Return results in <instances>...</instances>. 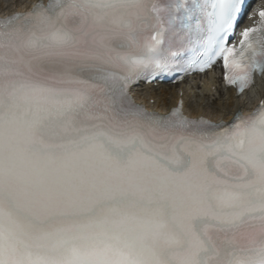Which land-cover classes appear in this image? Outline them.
Instances as JSON below:
<instances>
[{"label":"snow or ice","instance_id":"6c2138e0","mask_svg":"<svg viewBox=\"0 0 264 264\" xmlns=\"http://www.w3.org/2000/svg\"><path fill=\"white\" fill-rule=\"evenodd\" d=\"M246 0H49L0 21V264H264V100L230 124L130 88L264 74ZM172 38H166V33Z\"/></svg>","mask_w":264,"mask_h":264},{"label":"bare ground","instance_id":"6f19581e","mask_svg":"<svg viewBox=\"0 0 264 264\" xmlns=\"http://www.w3.org/2000/svg\"><path fill=\"white\" fill-rule=\"evenodd\" d=\"M28 0H0V12L6 9H11L15 6H21ZM264 8V0L256 2V9ZM213 76V73L208 75V78ZM203 83L200 86V81H190L180 85H161L157 88H140L136 91L142 100L147 102V97L154 99V105L157 108L167 110L174 105L177 99L179 89L183 92V99L186 111L191 115L202 114L214 120L230 119L235 110L239 106L247 105L252 97L235 100L231 92H221L217 89V94L214 95L208 91L207 84ZM259 90L256 91L257 97L264 96V80L259 81Z\"/></svg>","mask_w":264,"mask_h":264}]
</instances>
